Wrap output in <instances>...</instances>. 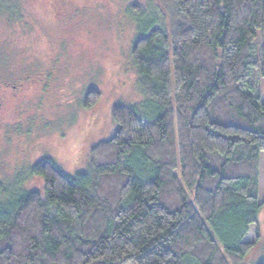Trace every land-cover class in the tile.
I'll return each instance as SVG.
<instances>
[{
  "label": "trees",
  "instance_id": "16d2710c",
  "mask_svg": "<svg viewBox=\"0 0 264 264\" xmlns=\"http://www.w3.org/2000/svg\"><path fill=\"white\" fill-rule=\"evenodd\" d=\"M128 5L137 107L156 115L114 104L73 175L43 156L0 180V264H242L260 238L264 0Z\"/></svg>",
  "mask_w": 264,
  "mask_h": 264
},
{
  "label": "rangeland",
  "instance_id": "374dc122",
  "mask_svg": "<svg viewBox=\"0 0 264 264\" xmlns=\"http://www.w3.org/2000/svg\"><path fill=\"white\" fill-rule=\"evenodd\" d=\"M130 0H0V180L51 156L69 175L85 166L89 147L114 131V104L145 100L131 66L142 34ZM98 101L83 106L87 90ZM264 101V78L260 81ZM143 107H146L144 104ZM264 152L260 154L257 215L260 238L242 264L264 259ZM40 177L22 186L42 190Z\"/></svg>",
  "mask_w": 264,
  "mask_h": 264
}]
</instances>
